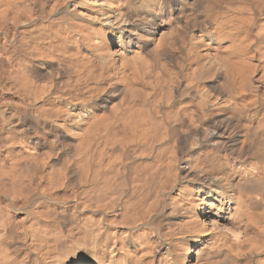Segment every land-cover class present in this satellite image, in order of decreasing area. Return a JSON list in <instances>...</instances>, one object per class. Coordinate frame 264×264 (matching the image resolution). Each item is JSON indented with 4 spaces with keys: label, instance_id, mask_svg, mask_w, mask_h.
Segmentation results:
<instances>
[{
    "label": "bare ground",
    "instance_id": "obj_1",
    "mask_svg": "<svg viewBox=\"0 0 264 264\" xmlns=\"http://www.w3.org/2000/svg\"><path fill=\"white\" fill-rule=\"evenodd\" d=\"M0 83V264H264V0H0Z\"/></svg>",
    "mask_w": 264,
    "mask_h": 264
},
{
    "label": "rangeland",
    "instance_id": "obj_2",
    "mask_svg": "<svg viewBox=\"0 0 264 264\" xmlns=\"http://www.w3.org/2000/svg\"><path fill=\"white\" fill-rule=\"evenodd\" d=\"M47 9H49V8H47ZM203 49V48H202ZM206 49V50H205ZM211 48H209V47H205L203 50H202V53L203 54H205V52H206V54L207 53H212V51L213 52H215L216 50H214V49H211ZM216 49V48H215ZM210 51V52H209ZM205 54V55H206ZM212 54H215V53H212ZM195 68V67H194ZM194 68L192 67L189 71H187V76L188 77H190L191 78V75L190 74H192V72L191 71H193L194 70ZM193 69V70H192ZM189 72V73H188ZM191 72V73H190ZM195 73V70L193 71V74ZM192 74V75H193ZM190 75V76H189ZM10 89H11V87H10ZM14 92H13V90H12V92H11V90H9L8 91V88H5V84L4 83H0V99H6V96H7V94H12V95H14L15 96V94H13ZM16 97V96H15ZM17 100V99H16ZM33 191H31L30 193H28V197H32L33 199L35 198V199H38L37 197H38V191H39V189H38V186L37 185H34V187H33ZM34 196V197H33ZM74 195H73V190H70V189H68L66 192H62L60 195H59V197L58 198H60V199H62V200H66V199H72V198H74L73 197ZM70 197H72V198H70ZM31 198V199H32ZM20 204H22V206L23 207H28L27 209L28 210H30V211H36V212H40V213H42V212H44V213H51V211H52V209H50V208H48V207H44V205L43 204H41V203H36L35 205H33V206H30V203L29 202H25V201H23V202H21ZM17 220H18V224H20L21 225V222H22V218H17ZM22 233V232H21ZM23 234H21V236H22ZM23 237H25L24 235L21 237V238H23Z\"/></svg>",
    "mask_w": 264,
    "mask_h": 264
}]
</instances>
